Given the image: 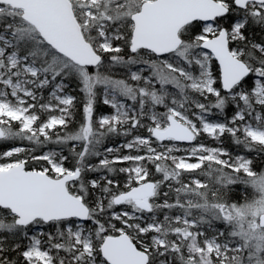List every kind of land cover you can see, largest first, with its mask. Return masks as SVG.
I'll list each match as a JSON object with an SVG mask.
<instances>
[{"label":"snow or ice","instance_id":"obj_1","mask_svg":"<svg viewBox=\"0 0 264 264\" xmlns=\"http://www.w3.org/2000/svg\"><path fill=\"white\" fill-rule=\"evenodd\" d=\"M0 264H264V0H0Z\"/></svg>","mask_w":264,"mask_h":264},{"label":"trees","instance_id":"obj_2","mask_svg":"<svg viewBox=\"0 0 264 264\" xmlns=\"http://www.w3.org/2000/svg\"><path fill=\"white\" fill-rule=\"evenodd\" d=\"M242 192H243V186H239L236 189V193H235L234 199H239Z\"/></svg>","mask_w":264,"mask_h":264}]
</instances>
